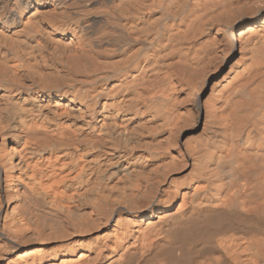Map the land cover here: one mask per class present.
I'll return each instance as SVG.
<instances>
[{
  "label": "bare ground",
  "instance_id": "6f19581e",
  "mask_svg": "<svg viewBox=\"0 0 264 264\" xmlns=\"http://www.w3.org/2000/svg\"><path fill=\"white\" fill-rule=\"evenodd\" d=\"M0 264H264V0H0Z\"/></svg>",
  "mask_w": 264,
  "mask_h": 264
}]
</instances>
